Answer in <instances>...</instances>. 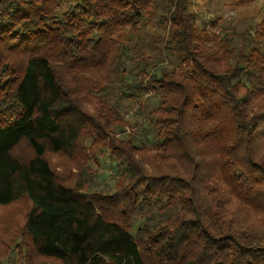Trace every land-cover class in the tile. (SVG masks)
<instances>
[{
  "label": "trees",
  "instance_id": "1",
  "mask_svg": "<svg viewBox=\"0 0 264 264\" xmlns=\"http://www.w3.org/2000/svg\"><path fill=\"white\" fill-rule=\"evenodd\" d=\"M196 1L0 0V264H264V22Z\"/></svg>",
  "mask_w": 264,
  "mask_h": 264
},
{
  "label": "rangeland",
  "instance_id": "2",
  "mask_svg": "<svg viewBox=\"0 0 264 264\" xmlns=\"http://www.w3.org/2000/svg\"><path fill=\"white\" fill-rule=\"evenodd\" d=\"M236 3L235 0H201L193 2L191 11L198 21L204 18L214 20V26L207 29L211 27L216 31L228 27L232 32L243 33L264 22V0ZM2 264H12V258L2 261Z\"/></svg>",
  "mask_w": 264,
  "mask_h": 264
}]
</instances>
